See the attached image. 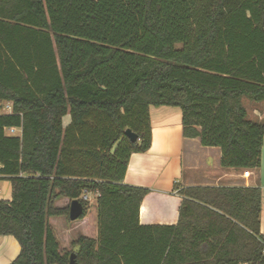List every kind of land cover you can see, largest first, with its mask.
<instances>
[{"label": "trees", "instance_id": "trees-1", "mask_svg": "<svg viewBox=\"0 0 264 264\" xmlns=\"http://www.w3.org/2000/svg\"><path fill=\"white\" fill-rule=\"evenodd\" d=\"M243 99L264 102V0H0V101L12 104L0 236L19 246L8 264H264L259 187L179 186L176 224L142 225L148 190L123 182L159 106L180 110L183 137L218 147L221 167L257 169L264 122ZM84 193L97 236L62 247L48 219L69 220L71 200L82 219Z\"/></svg>", "mask_w": 264, "mask_h": 264}, {"label": "crops", "instance_id": "crops-1", "mask_svg": "<svg viewBox=\"0 0 264 264\" xmlns=\"http://www.w3.org/2000/svg\"><path fill=\"white\" fill-rule=\"evenodd\" d=\"M261 103L264 102H252V106L243 104L249 119L262 121L264 111L258 108ZM149 120L150 146L145 152L130 155L123 178V182L127 185L148 190L140 202L139 223L142 225L176 224L181 204V196L176 188L179 186L259 187L261 192L259 231L264 236V134L260 166L257 169L224 168L220 166L218 147H205L200 145L198 138L183 137L181 113L177 107H150ZM69 121V115L64 116L63 127H66ZM14 132L17 135L20 130L14 128ZM244 171L249 172L247 176L243 174ZM0 199L5 201L11 199L10 183L7 180L0 179ZM68 203L67 198L55 201V205L59 207L66 206ZM54 218L57 217L49 218L48 222L55 235L58 227L64 234L76 233L75 237L78 234L92 238L97 236L96 212L91 218H88L86 212V215L76 224L71 223L66 226L64 224L62 227L54 223ZM70 236H65V243L69 244L72 240L69 239ZM18 251V243L12 236H0V264L11 262Z\"/></svg>", "mask_w": 264, "mask_h": 264}, {"label": "rangeland", "instance_id": "rangeland-1", "mask_svg": "<svg viewBox=\"0 0 264 264\" xmlns=\"http://www.w3.org/2000/svg\"><path fill=\"white\" fill-rule=\"evenodd\" d=\"M242 102H243V104H244L245 106H248L249 104H250L249 106H252V105H251L252 102L249 101V100H247V99H243ZM258 106H259L258 108H260V109H262V110L264 111V103H261V104L258 105ZM262 122H264V118L262 119ZM6 133H7V134H16L15 132H10V131H6ZM88 202H89V204H88V208H87V216H88V218H91L92 214H94V216H95V212H96L95 204H94V197L92 196L91 199L88 200ZM53 220H54V223H55L56 225L60 226V227H62V225H64V224H65V226H66L67 224H71V223L76 224V223L78 222V219H76V220H74V221H71V220H67V219H65L64 217H57V218H54ZM56 227H57V226H56ZM74 233H75V232H74ZM56 235H57V238H58V240H59V244H60V246L63 247V246H65V245L67 246V244H68V243H65V242H64V240L66 239L65 236H67V235H71V236H70L71 238H69V239H73V238L75 237L76 233H75V234H73V233L64 234V233L62 232V230H61L60 228L57 227ZM68 237H69V236H68ZM72 250H73V252H75V251L77 250V247H73Z\"/></svg>", "mask_w": 264, "mask_h": 264}, {"label": "water", "instance_id": "water-1", "mask_svg": "<svg viewBox=\"0 0 264 264\" xmlns=\"http://www.w3.org/2000/svg\"><path fill=\"white\" fill-rule=\"evenodd\" d=\"M124 133L132 142H134L137 139L136 134L130 131L129 129H126ZM82 212H83L82 204L78 200H71L68 209L69 220L74 221L78 219L81 216ZM68 264H77L74 253H70Z\"/></svg>", "mask_w": 264, "mask_h": 264}, {"label": "built area", "instance_id": "built-area-1", "mask_svg": "<svg viewBox=\"0 0 264 264\" xmlns=\"http://www.w3.org/2000/svg\"><path fill=\"white\" fill-rule=\"evenodd\" d=\"M11 111H12V104H11V102H2V101H0V114L2 113V114H7V113H11ZM8 131H10V132H14V128H9L8 129ZM248 171H244L243 172V174L245 175V176H247L248 175ZM90 196H95V195H93V194H91V193H84L82 196H81V199L82 200H89L90 199Z\"/></svg>", "mask_w": 264, "mask_h": 264}]
</instances>
